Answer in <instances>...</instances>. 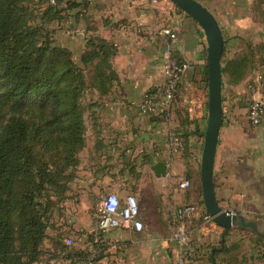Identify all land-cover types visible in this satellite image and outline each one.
<instances>
[{
	"label": "crops",
	"instance_id": "1",
	"mask_svg": "<svg viewBox=\"0 0 264 264\" xmlns=\"http://www.w3.org/2000/svg\"><path fill=\"white\" fill-rule=\"evenodd\" d=\"M77 1L88 5L80 25L74 23L84 35L69 37L66 28L70 23L63 21L57 32L60 47L68 48L79 62L87 38L103 39L116 51L111 59L116 81L104 92L89 87L87 98L81 99L85 140L91 141L92 156L97 155L102 167L90 170L82 183L93 190L80 197L100 193H113L119 199L133 196L143 229L111 230L97 245L91 236L95 228L92 213L77 215L68 230L78 240L70 259L60 257L61 264H88L91 258L95 264H175L177 245L170 238L168 212L186 204L203 206L200 166L208 98L205 37L191 17L165 0ZM206 2L209 5L202 6L218 26L227 27L231 14L249 0ZM166 30L175 36L173 40L164 34ZM223 48L225 53V42ZM167 50L187 66L180 94L168 118L142 116L137 104L147 90L162 85L161 64ZM239 56L231 54L223 60ZM251 76L235 80L233 73H221L222 123L213 192L224 211L264 221V121L257 128L249 126L242 96ZM200 105L199 117L192 121L187 108L198 112L195 107ZM169 132L180 139L175 148L168 146ZM158 162L166 165L164 177L156 178L151 171ZM183 180L190 183L186 190L179 189ZM190 229L200 252L198 264H264V243L250 231L233 228L224 233L217 225L208 229L201 225L199 214Z\"/></svg>",
	"mask_w": 264,
	"mask_h": 264
},
{
	"label": "trees",
	"instance_id": "2",
	"mask_svg": "<svg viewBox=\"0 0 264 264\" xmlns=\"http://www.w3.org/2000/svg\"><path fill=\"white\" fill-rule=\"evenodd\" d=\"M57 6V0L52 1L41 17L36 18L39 25H34L29 8L26 18L19 0H0V103H10L15 110L20 109L24 102H30L39 109L49 105L53 119H65L62 127L64 136L59 140L69 148L68 153L73 160L75 152L84 146L85 140L81 99L89 87L104 92L107 86L116 81L111 67V59L116 51L103 39L87 38L79 63L82 66L78 67L72 62L68 50L51 46L46 37L40 41L38 36H47L48 24H60L72 18L64 15L65 12ZM87 7L86 1L70 7V11L80 9L73 15L74 23L82 21ZM258 46L262 48L264 56V43ZM87 67V73L92 75L86 83L84 68ZM249 67L247 57L240 55L224 61L221 73L229 71L235 80H240L245 77ZM26 139V125L19 118L11 120L0 136V264H33L46 230L43 214L41 211L39 213L35 203L37 194L43 185L58 188L57 178L64 169L58 171L55 167L52 171L49 169L51 164L36 161L30 146L25 143ZM17 185L22 188L18 208L14 199ZM14 210L19 212V229L27 261H22L12 249L15 237L11 215ZM65 257L70 259L69 255Z\"/></svg>",
	"mask_w": 264,
	"mask_h": 264
},
{
	"label": "rangeland",
	"instance_id": "3",
	"mask_svg": "<svg viewBox=\"0 0 264 264\" xmlns=\"http://www.w3.org/2000/svg\"><path fill=\"white\" fill-rule=\"evenodd\" d=\"M52 1L56 2V0H19V5L25 10L26 18L27 8H29L30 13L33 15V24L39 25L36 18L41 17L42 12L51 5ZM206 1L197 0V2H201L200 4L209 5ZM57 3L58 9H62L65 12L64 15L72 16L73 18V15L80 9L75 12L72 9L70 11V7L73 4L82 2L77 0H57ZM85 11L86 15L87 9ZM213 12L215 13V11ZM231 17L233 18L227 27H219L226 47L223 58H221L222 64L224 62L223 59H226L228 55L240 54L242 57L246 56L250 64L245 77L254 71L263 72L264 56H262V48L258 45L264 43V40H262L264 33V0H249L234 15L231 14ZM72 18L65 20L70 23L66 28L68 30L66 31L68 32L67 35L76 38L78 34L73 31L81 32L84 35L81 27L74 25L75 20H72ZM60 24L56 22L48 24L46 28L47 36L41 34L43 37L38 36V39L43 41L42 39L47 38L46 40L51 46L60 47V40L57 38V32L61 30ZM64 49L68 50L74 64L78 67L82 66L79 61L73 58V54L68 48ZM88 70V67L84 68L86 83L88 81ZM82 98H87V95L84 94ZM62 104L64 105L65 101ZM17 118L21 119L26 125L27 139L25 143L30 146L36 161L51 164L52 167L49 169L52 171H54L55 167L58 171L64 168L62 174L58 175L57 178L58 188H54L52 185H43L37 194L35 203L39 213L41 211L43 214L46 230L45 237L38 248V254L33 262V264H61L60 257L70 256L74 252L73 247L78 240L77 235H72L68 230L71 227V219L77 215L87 216L94 213L101 197H103L101 193L93 194V197H88V199H85V195L84 198L80 197L83 193L86 194L92 189L87 187L88 183H82L87 181L90 170L98 171L102 165L97 162L99 159L97 155L92 156L91 149H94V146L90 140H84V146L75 152L73 160L71 159L72 157L68 153L69 148L64 146V142L61 139L59 140L61 136H64L62 127L66 123L65 119H53L49 105L39 109V107L30 102H24L20 109L15 110L12 109L10 103L1 102L0 136L5 126L11 120H17ZM74 180H80L81 182L73 183ZM24 182H27V180ZM28 185L29 183H27ZM21 196L22 188L17 185L14 194L16 208H18ZM18 218L19 212L14 210L11 215L15 237L12 249L16 255L21 257L22 261H27ZM66 240H70L71 245L67 246L65 244ZM63 247H66V249Z\"/></svg>",
	"mask_w": 264,
	"mask_h": 264
},
{
	"label": "built area",
	"instance_id": "4",
	"mask_svg": "<svg viewBox=\"0 0 264 264\" xmlns=\"http://www.w3.org/2000/svg\"><path fill=\"white\" fill-rule=\"evenodd\" d=\"M167 2L170 3L169 1ZM73 32H76L78 36L82 35L81 32ZM164 34L169 36L171 40L175 38L168 30L164 31ZM186 69L187 66L175 59L170 50H167L161 64L163 83L159 88L149 89L144 93L137 104L138 113L142 116L168 118V111L180 94ZM251 75L245 85L242 96L247 105V122L251 128H257L264 121V72L254 71ZM201 107L202 105L195 107V109L198 108V112H194V108L191 106L187 108L188 117L192 121L198 119ZM167 137L170 148H175V145L180 142L179 137L174 133L169 132ZM189 186V181L183 180L179 184V189L186 190ZM198 214L203 227L211 229L216 226L203 206L186 204L174 207L168 212L170 238L177 245V261L175 264L199 263V248L197 242L193 239L190 229L193 218ZM92 218L95 228L91 236L92 241L97 245L102 243V236L111 230L123 229L141 232L143 229V225L139 220L138 203L133 196L119 199L113 193L103 195L96 210L92 213ZM65 244L69 246L71 241L66 240ZM88 262V264H95L94 258L89 259Z\"/></svg>",
	"mask_w": 264,
	"mask_h": 264
},
{
	"label": "water",
	"instance_id": "5",
	"mask_svg": "<svg viewBox=\"0 0 264 264\" xmlns=\"http://www.w3.org/2000/svg\"><path fill=\"white\" fill-rule=\"evenodd\" d=\"M186 13L202 30L206 40L207 71V124L201 157L200 176L202 202L213 222L222 230L238 228L254 233L264 243V221L248 219L242 215L224 211L215 200L213 192V165L222 123L221 58L224 40L213 15L195 0H166ZM156 178L164 177L166 165L158 162L151 166Z\"/></svg>",
	"mask_w": 264,
	"mask_h": 264
}]
</instances>
